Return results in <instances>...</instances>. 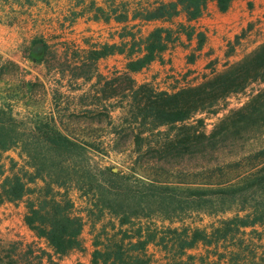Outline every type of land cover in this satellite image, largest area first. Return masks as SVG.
<instances>
[{"label": "trees", "instance_id": "1", "mask_svg": "<svg viewBox=\"0 0 264 264\" xmlns=\"http://www.w3.org/2000/svg\"><path fill=\"white\" fill-rule=\"evenodd\" d=\"M107 1L73 10L71 25L83 16L112 30L107 41L75 46L79 61L70 76L74 89L96 78L99 99L117 102H80L59 118L31 120L0 105V205L23 201L24 222L59 256L83 249L88 222L90 264H264V85L208 133L188 122L264 82V42L196 85L170 91L138 83L133 73L162 60L183 35L203 46L207 34L197 24L211 0ZM214 1L227 11L233 0ZM151 23L160 24L145 30ZM117 54L125 58L123 69L100 74L98 60ZM69 55L60 61L55 54L60 67ZM59 66L65 75L70 64ZM93 124L109 128L110 137L77 132ZM129 145L136 162L159 177L185 180L144 179L93 155L97 146L122 151ZM10 150L18 158L8 156L7 166ZM193 214L216 219L200 225ZM34 257V264H46Z\"/></svg>", "mask_w": 264, "mask_h": 264}, {"label": "rangeland", "instance_id": "2", "mask_svg": "<svg viewBox=\"0 0 264 264\" xmlns=\"http://www.w3.org/2000/svg\"><path fill=\"white\" fill-rule=\"evenodd\" d=\"M96 1L99 4L103 2ZM90 2L91 0H0L1 106L11 107L17 117L31 120L49 116L59 118L66 111L64 108H69L71 112L81 106L80 102H117L118 99H99L92 86L96 78L83 84L80 89H74L76 83L70 76L72 67L79 61L73 56L74 50H78L75 46L86 47V42L107 41L112 30L111 26L102 21H88L83 16H79L74 25H71L73 10ZM157 24L151 23L145 30ZM112 25L117 27L115 21ZM197 25L207 34L204 46L199 48L196 38L191 42L184 37V41L172 46L162 60L133 73L136 82L152 81L160 88L177 90L199 84L242 59L264 42V0H233L227 11H221L216 2L211 0L207 12ZM67 51L70 63L67 61L60 67L55 54L62 58L60 61H64ZM124 63L125 58L117 54L100 58L96 68L100 74L111 76L115 70L123 69ZM67 64L70 66L64 71L65 75H62V69H58L57 65L59 68H66ZM263 85L262 81L252 82L245 90L228 96L216 107L196 113L188 122L197 124L201 131L208 133L228 110L241 106ZM81 95H86L85 99ZM119 113L118 109L113 115L117 117ZM103 118L106 120L105 115ZM77 132L92 137H110V129L102 125L93 124ZM95 148V160L104 165H113L126 173L144 179L185 180L175 175L167 179L159 177L153 170L136 162L133 145L122 151L112 150L108 146ZM8 156L18 158L13 150L5 152L4 161L7 166ZM72 195L76 198L75 192ZM76 202L81 206L80 199L76 198ZM24 212L23 201H19L17 205H0V264H34L36 255L41 256L46 264H90L92 236L88 222L81 235L83 249H74L59 256L45 239L38 237L26 225ZM192 218L200 225L209 224L216 219L215 216L198 214H193Z\"/></svg>", "mask_w": 264, "mask_h": 264}, {"label": "crops", "instance_id": "3", "mask_svg": "<svg viewBox=\"0 0 264 264\" xmlns=\"http://www.w3.org/2000/svg\"><path fill=\"white\" fill-rule=\"evenodd\" d=\"M118 1H119V0H117V2H115V3H118ZM96 3L99 4L97 1H96ZM108 4H109V1H107V0H103V2H100L99 5H102V6L106 7V6H108ZM202 18H203V17H202ZM202 18H201V19H202ZM201 19H200V20H201ZM200 20H199V21H200ZM184 37H186V36L183 35V36L181 37V39H182L181 41H184ZM186 39H187V38H186ZM187 40H188V39H187ZM188 41L193 42L194 39H192V40H188ZM205 44H206V43H204L203 46H204ZM174 47H175V46H174ZM170 50H171V49L169 48L166 52H168V51H170ZM166 52H165V53H166ZM165 53H164V54H165ZM164 54H163V56H164ZM113 56H114V55H113ZM155 61H157V60H155ZM155 61H153V62H155ZM153 62H152V63H153ZM152 63H151V64H152ZM150 66H151V65H150ZM150 66H149V67H150Z\"/></svg>", "mask_w": 264, "mask_h": 264}]
</instances>
